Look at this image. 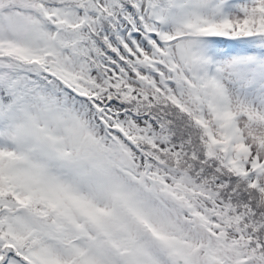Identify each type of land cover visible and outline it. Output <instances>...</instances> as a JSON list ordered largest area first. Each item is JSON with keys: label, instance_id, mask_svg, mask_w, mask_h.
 Returning <instances> with one entry per match:
<instances>
[{"label": "snow or ice", "instance_id": "1", "mask_svg": "<svg viewBox=\"0 0 264 264\" xmlns=\"http://www.w3.org/2000/svg\"><path fill=\"white\" fill-rule=\"evenodd\" d=\"M0 264H264V0H0Z\"/></svg>", "mask_w": 264, "mask_h": 264}]
</instances>
